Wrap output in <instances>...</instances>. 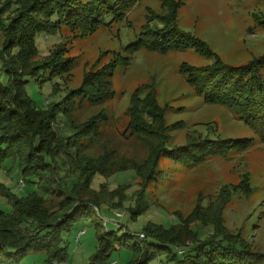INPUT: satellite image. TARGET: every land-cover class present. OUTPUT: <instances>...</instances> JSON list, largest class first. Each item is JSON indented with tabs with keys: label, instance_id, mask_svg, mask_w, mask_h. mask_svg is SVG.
<instances>
[{
	"label": "rangeland",
	"instance_id": "rangeland-1",
	"mask_svg": "<svg viewBox=\"0 0 264 264\" xmlns=\"http://www.w3.org/2000/svg\"><path fill=\"white\" fill-rule=\"evenodd\" d=\"M175 1L178 3L177 25L180 30L207 42L226 64H247L264 54V0ZM162 2L137 0L128 8L121 22L112 26L101 25L87 35L73 31L66 25L54 34H38L36 41L40 52L28 56L30 66L42 64L46 56L53 52L59 57L73 60V66L52 78H49L48 72H44L30 79L27 92L40 106L39 112L35 113L42 118L50 116L49 121L60 134L59 140L72 134L66 125L74 126V131H79L97 117L98 130L94 131L95 127L78 137L85 145L83 154L95 159L102 157L108 149L113 150L118 160L124 156L143 162L153 150L160 149L164 144L181 147L207 137L250 138V146L243 150H232L226 156H207L191 163L161 154L156 176L146 184L135 167L118 170L113 175L97 173L91 186L95 190L94 195L102 190L105 198L100 204L90 202L87 213L74 219L69 229L62 232L61 245L68 252L66 259L51 260L47 251L31 250L20 264H89L99 247V235L104 231L116 229L121 235L125 232L136 233L142 240L149 237L146 229L157 225L168 229L177 224L184 228L183 243L173 246L179 253L193 246L199 238L220 240L216 236L218 233L240 235L244 246L252 251L264 252V142L232 110L206 102L182 71L184 63L201 67L212 64L214 58L201 55L194 48L166 53L141 49L131 55L129 64L120 63L115 68L110 77L111 88L115 92L113 98L100 104L89 101L80 104L77 99L68 115H63L58 108L55 109L56 113L49 115L55 108L50 106V102L58 101L71 93L72 89L78 88L86 73L100 70L114 60L121 61L126 55L124 47L135 40L148 17L169 12L168 6H163ZM15 8L12 3L0 10V55L5 51L3 45L8 40L2 31V23L18 14ZM150 25L155 27L162 23L155 18ZM25 56V53L21 55L22 58ZM9 57L6 56L7 59ZM4 70V62L0 59L1 82H5ZM143 84L154 85L158 101L166 108L167 127L162 129L154 121L151 127L158 130L155 134H133L129 128L127 109L130 108L133 93ZM5 104L10 105V101H6L0 92V107ZM147 121L153 122L149 117ZM143 136H147V140ZM67 169L68 166H63L61 173ZM0 184L18 197L35 189L34 185L24 180L18 164L11 159L0 163ZM124 186L121 201L116 196L112 197V190ZM144 186L146 205L133 216L129 208H137L139 200L143 201L141 189ZM51 199L49 195L46 197L45 206L58 214V200ZM119 202L123 206H118ZM219 202L222 203L218 205ZM12 208L9 197L0 193V210L11 212ZM119 213L124 215L120 216ZM198 217L205 219L206 226L198 224ZM190 227L200 234L188 233L186 230ZM133 257L131 248L122 247L113 252L110 264H128ZM148 264L174 263L162 253Z\"/></svg>",
	"mask_w": 264,
	"mask_h": 264
},
{
	"label": "trees",
	"instance_id": "trees-1",
	"mask_svg": "<svg viewBox=\"0 0 264 264\" xmlns=\"http://www.w3.org/2000/svg\"><path fill=\"white\" fill-rule=\"evenodd\" d=\"M1 2L0 0V10L1 7L13 3L18 14L2 23V31L4 30L8 40L3 45L6 53L4 51L0 55L5 68V82L0 81V92L6 97V101H10V105L0 107V163L6 159L13 160L18 164L24 180L34 185L35 189L25 196L18 197L0 184V193L9 197L13 207L11 212L0 210V264H20L31 250L47 251L51 260L66 259L68 252L66 247L61 245L62 232L69 229L74 219L87 213L90 202L100 204L105 198V192L102 190L98 195H94L95 190L91 186L97 173L113 175L118 170L135 167L146 184L155 178L161 154L191 163L199 162L207 156H226L232 150H243L250 146V138L207 137L181 147L173 148L164 144L160 149L153 150L151 156L143 162L124 156L118 160L114 157L113 150L108 149L102 157L96 159L83 154L85 145L78 137L94 130L95 127L94 131L98 130L97 117L88 121L79 131H74V126L65 124L72 134L62 136L59 140L60 134H57L56 126H52L49 121L50 116L42 118L35 113L39 112L40 106L27 92L30 79L44 72L50 74L49 78L61 75L70 70L73 60L59 57L53 52L46 56L42 64L30 66L27 58L40 52L36 41L38 34H54L63 25L69 26L73 31H79L82 35L93 33L101 25L112 26L121 22L128 8L137 0ZM162 5L168 6L169 12L148 17L147 23L136 35L135 40L124 47L126 55L121 61L114 60L100 70L86 73L78 88L72 89L71 93H67L60 100L50 102V106L55 108L49 115H53L57 110L63 115H68L77 99L80 104L85 101L100 104L113 98L115 92L111 88L110 77L115 68L120 63L129 64L131 55L141 49L166 53L171 50L194 48L199 54L214 58V62L201 67L184 63L182 71L186 74L188 82L206 102L232 110L239 119L250 125L264 142V54L247 64H226L207 42L180 30L177 25V1L163 0ZM155 18L160 20L161 26L150 25ZM23 53L26 54L24 58L21 57ZM7 55H10L8 59ZM20 72L22 74H19ZM165 110L158 101L154 85L143 84L138 87L132 95L130 108L127 109L131 132L158 133V130L151 127L154 121L159 123L162 129L166 128ZM148 117L153 122H148ZM142 138L147 140V136ZM63 166H68V169L61 173ZM125 187L112 190V197L116 196L121 201ZM144 189L145 186L141 189L143 201L139 200L137 208H129L133 216L146 205ZM48 195L52 197L51 201L58 200V214L45 206ZM118 206H123L122 202H119ZM198 218V224L206 226L205 219ZM183 230L180 224L168 229L157 225L146 229L149 237L142 240H139L136 233L125 232L121 235L116 229L104 231L99 235V247L89 264L112 263L113 252L122 247H129L134 253L128 264H148L151 259L162 253L174 264H264V252L250 250L244 246L240 235L236 234H215L220 240L211 239L212 237L199 238L193 246L179 253L173 246L183 243ZM186 231L197 236L200 234L192 227Z\"/></svg>",
	"mask_w": 264,
	"mask_h": 264
},
{
	"label": "built area",
	"instance_id": "built-area-1",
	"mask_svg": "<svg viewBox=\"0 0 264 264\" xmlns=\"http://www.w3.org/2000/svg\"><path fill=\"white\" fill-rule=\"evenodd\" d=\"M22 184H24V182H21ZM120 216H123L124 213H119ZM180 252H183L182 250Z\"/></svg>",
	"mask_w": 264,
	"mask_h": 264
}]
</instances>
